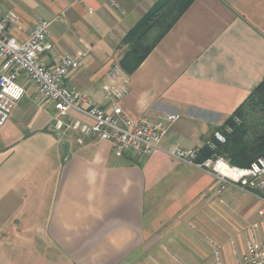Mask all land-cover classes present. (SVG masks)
<instances>
[{"label":"crops","instance_id":"1","mask_svg":"<svg viewBox=\"0 0 264 264\" xmlns=\"http://www.w3.org/2000/svg\"><path fill=\"white\" fill-rule=\"evenodd\" d=\"M0 0L25 39L51 21L46 67L84 53L65 80L110 109L103 86L127 34L164 0ZM92 10V12L90 11ZM1 63V60H0ZM264 79V0H194L132 73L121 101L133 121L178 115L145 157L57 131L56 111L24 76L25 96L0 126V264H244L264 200L175 158L203 147ZM92 123L71 111L64 118ZM81 140V141H80ZM212 239L214 244L208 239Z\"/></svg>","mask_w":264,"mask_h":264},{"label":"built area","instance_id":"2","mask_svg":"<svg viewBox=\"0 0 264 264\" xmlns=\"http://www.w3.org/2000/svg\"><path fill=\"white\" fill-rule=\"evenodd\" d=\"M117 5L116 0H108ZM92 12V10H90ZM20 14L13 9L0 6V126L6 124L16 105L26 94V87L20 77L32 81L39 90L41 100L49 101L56 111L54 116L57 131L64 128L74 130L82 136L94 137L111 143L115 156L132 155L145 157L159 149L161 140L178 115L168 114L164 119L147 116L138 121L131 120L124 112L121 101L129 92L128 74L119 64L108 71V83L103 86L105 100L110 109L96 102L90 95L65 85L68 75L78 69L85 54H64L52 67H46L42 56L53 48L50 40L51 21L38 20L25 39H19L15 31L20 28ZM71 111L92 120V123L79 119L67 123ZM216 129L209 144L225 142V132ZM81 141V140H80ZM200 147L191 149L176 148L172 155L191 166L211 173L221 182V189L232 185L255 193L264 200V158L259 157L248 167L232 165L222 156L209 157L198 161ZM264 211L261 210L262 214ZM258 224L253 225V233L248 240L244 264H264V241L255 236ZM210 243L214 241L208 239ZM216 264H222L218 246H214Z\"/></svg>","mask_w":264,"mask_h":264},{"label":"trees","instance_id":"3","mask_svg":"<svg viewBox=\"0 0 264 264\" xmlns=\"http://www.w3.org/2000/svg\"><path fill=\"white\" fill-rule=\"evenodd\" d=\"M193 1L164 0L127 34L129 46L119 62L127 74L139 67ZM227 127L231 131L225 132V142L200 147L198 161L222 156L232 165L248 167L264 158V79L219 129Z\"/></svg>","mask_w":264,"mask_h":264},{"label":"rangeland","instance_id":"4","mask_svg":"<svg viewBox=\"0 0 264 264\" xmlns=\"http://www.w3.org/2000/svg\"><path fill=\"white\" fill-rule=\"evenodd\" d=\"M236 121L238 122L239 120L237 119ZM69 131H71V133H76V131L74 130H69Z\"/></svg>","mask_w":264,"mask_h":264}]
</instances>
